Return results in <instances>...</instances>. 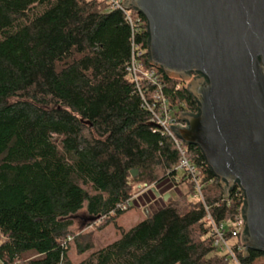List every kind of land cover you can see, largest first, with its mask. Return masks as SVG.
I'll return each mask as SVG.
<instances>
[{
    "label": "trees",
    "instance_id": "obj_1",
    "mask_svg": "<svg viewBox=\"0 0 264 264\" xmlns=\"http://www.w3.org/2000/svg\"><path fill=\"white\" fill-rule=\"evenodd\" d=\"M142 19L134 35L107 0H0V263L74 264V217L86 210L118 227L135 205L132 187L146 183L163 198L144 197L161 206L130 230L118 227L112 244L80 247V257L90 254L76 264H234L215 246L209 217L218 226L236 219L244 198L236 188L226 199L202 151L185 145L200 178L196 198L175 142L154 132L146 102L158 94L175 116L198 106L185 84L151 66ZM134 53L156 84L135 82ZM182 185L186 196L164 201ZM238 247L241 264H264V254Z\"/></svg>",
    "mask_w": 264,
    "mask_h": 264
},
{
    "label": "water",
    "instance_id": "obj_2",
    "mask_svg": "<svg viewBox=\"0 0 264 264\" xmlns=\"http://www.w3.org/2000/svg\"><path fill=\"white\" fill-rule=\"evenodd\" d=\"M125 7L147 20L151 66L187 83L198 106L181 116L187 128L172 127L176 136L202 151L226 199L241 190L242 246L264 254V0H125Z\"/></svg>",
    "mask_w": 264,
    "mask_h": 264
},
{
    "label": "built area",
    "instance_id": "obj_3",
    "mask_svg": "<svg viewBox=\"0 0 264 264\" xmlns=\"http://www.w3.org/2000/svg\"><path fill=\"white\" fill-rule=\"evenodd\" d=\"M111 4V8L115 10H120L125 13L126 18L133 30V34L140 32V26L143 24L142 16L137 14L134 10H127L125 7V0H107ZM135 13V15H134ZM137 53L133 54L131 66L128 68V71L133 76L136 83H139V78H146L156 84V74L154 71H145L143 63L138 61V57H141L142 54ZM183 83V82H182ZM185 88L188 87L187 83ZM160 88V87H159ZM179 88V86H178ZM177 88V89H178ZM155 104H148L146 102L147 109L152 113V123L155 125L154 132L161 131L163 134H167L175 142L180 155L181 162L178 167L179 171H183L188 177H190L194 188L196 191V198L202 199V190L200 186V178L196 168L189 162L186 156V148L183 141H181L175 134L174 128L172 127H181L187 128V124L180 121V118L183 114L181 113L177 116L174 115V110L170 108L168 100L158 94L156 96ZM193 114V113H188ZM241 192V190L239 189ZM242 193V192H241ZM244 198V195L242 193ZM134 200L137 198H133ZM244 200V199H243ZM126 209V206L122 207ZM242 210V207H241ZM240 210V215L234 219L230 220L220 226L216 225L214 221L209 217L210 224L213 230V237L215 241V246L227 256L234 264H241L237 253L235 252V244L238 243L239 247L237 250H244V247L241 243V238L244 233V220L242 218V211ZM229 236V237H228Z\"/></svg>",
    "mask_w": 264,
    "mask_h": 264
},
{
    "label": "rangeland",
    "instance_id": "obj_4",
    "mask_svg": "<svg viewBox=\"0 0 264 264\" xmlns=\"http://www.w3.org/2000/svg\"><path fill=\"white\" fill-rule=\"evenodd\" d=\"M180 176L185 175L183 171L179 172ZM138 178V174L136 176ZM155 186L148 185L146 183L134 184L132 187V194L134 195L135 205L128 212L125 213L121 218L118 219L117 225L119 228L124 230H130L138 223L151 217V214L161 206V202H155L154 200L150 201L144 196L148 192L152 191ZM189 192L188 186L182 185L178 189L172 190L169 195L172 197V200L177 201L181 197L186 196ZM189 199V198H188ZM187 199V200H188ZM190 200H193L190 197ZM74 226L72 227V235L75 237V240L71 242V252L70 258L71 261L76 264L79 261H82L90 253L80 257L78 252L80 247H84L89 242L93 244V250L98 251L119 239L120 232L118 227L114 226L113 223H108L104 225L103 222H93L91 218L87 215L86 210L81 211L73 219ZM0 236V243L2 242ZM35 257L34 255H26V259L29 260ZM2 264V263H0Z\"/></svg>",
    "mask_w": 264,
    "mask_h": 264
},
{
    "label": "crops",
    "instance_id": "obj_5",
    "mask_svg": "<svg viewBox=\"0 0 264 264\" xmlns=\"http://www.w3.org/2000/svg\"><path fill=\"white\" fill-rule=\"evenodd\" d=\"M148 194H149V192H148ZM162 198H163L162 196H161L160 198H157V197H156V199H162ZM154 201L156 202V200H154Z\"/></svg>",
    "mask_w": 264,
    "mask_h": 264
}]
</instances>
